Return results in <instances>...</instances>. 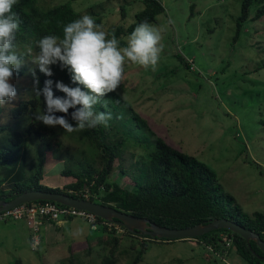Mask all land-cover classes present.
Segmentation results:
<instances>
[{
    "label": "rangeland",
    "instance_id": "1",
    "mask_svg": "<svg viewBox=\"0 0 264 264\" xmlns=\"http://www.w3.org/2000/svg\"><path fill=\"white\" fill-rule=\"evenodd\" d=\"M156 1L162 13L150 24L161 32L160 60L154 71L126 62L124 79L115 91L146 122V132L132 131L134 142L143 147L155 138L163 140L210 168L222 191L234 199L243 214L264 212V15L252 21L255 8L250 7L247 19L236 32L241 0ZM37 3L40 8L68 3L79 18L92 12L100 17L98 24L105 32L112 26H128L134 21L133 15L143 8L140 2L132 0H37ZM127 37L122 39L123 46ZM26 52L35 56L29 50ZM27 65L34 66L32 61ZM51 68L53 76L49 78L65 83L56 67ZM39 100L45 107L43 98ZM37 112H42V106L33 110L32 115ZM26 124L8 118L2 105L3 134L14 128L23 132ZM45 127L53 132L52 147L58 154H46L43 185L60 188L73 181L59 174L64 158L77 161L86 158L94 168L98 167L87 145L72 135L76 131ZM27 140L33 142H27L26 156L34 158L31 164L35 166L43 143L33 136ZM129 143L132 140H128L129 148L108 177L110 182L124 188L130 185L123 183L119 168L128 171L137 167L142 153ZM31 164L27 163L29 168ZM46 225V230L45 225L40 228V243L32 250L23 221H0V264H13L14 260L20 264L99 262L103 254L97 243L100 230L90 231L87 223L77 218L57 229L54 224ZM113 233L119 239L115 264H129L143 239L140 235L128 236L122 230ZM138 264L244 263L232 248L219 256L195 241H170L146 243Z\"/></svg>",
    "mask_w": 264,
    "mask_h": 264
},
{
    "label": "trees",
    "instance_id": "2",
    "mask_svg": "<svg viewBox=\"0 0 264 264\" xmlns=\"http://www.w3.org/2000/svg\"><path fill=\"white\" fill-rule=\"evenodd\" d=\"M132 1L140 2L143 6L133 15L134 21L126 27L118 25L106 30L109 38L112 33L115 34L121 47H123V37L129 36L140 22L147 20L153 23L155 17L162 13V7L156 0ZM250 7L255 8L252 21L264 15V0H241L240 14L235 22L236 32L239 31L241 23L247 19ZM12 11L20 22L13 42V51L21 58L23 65L11 80L17 89V97L3 105L8 118L18 120V124L19 122L27 124L23 132L14 128L3 134V129H0V200L8 201L29 190L61 193L111 207L126 215L143 218L157 226L170 229L188 228L214 219H227L256 233L264 242V212L243 214L234 199L222 191L215 173L205 164L171 148L159 138L144 143L143 147L134 142L132 131L146 132L148 130L146 122L115 92L107 94L94 106L96 112L111 113L112 119L108 127L98 125L95 128L76 130L74 134L72 132L77 141L86 144L91 150L98 167L94 168L86 158L83 161L73 160L71 157L64 158L63 168L59 174L70 177L73 181L60 188L43 185V163L46 154L52 156L58 153L52 147L54 143L52 130L41 125L32 115V111L38 106H42V112L45 108L39 100L40 97L32 91L34 79L32 72L35 71L39 78L40 88H43L44 81L50 78L40 73L35 65L29 66L27 63L33 61L39 52L36 44L38 39L45 35H62L63 26L78 19L79 16L68 3L40 8L37 0H18ZM90 15L96 17L95 22L98 24L100 17L92 12ZM26 50L35 56L32 57ZM54 66L66 85L78 86L72 84L67 69L62 70L58 64ZM53 92L55 96H65L55 88V84ZM1 107L2 105L0 110ZM56 115L64 114L56 113ZM30 136L43 143L35 166L31 164L34 163V158L29 159L26 156L27 138ZM128 140H132V143H129L132 148H138L142 153L139 154L137 167H132L128 171L119 168L123 183L130 185L124 188L118 183L110 182L108 177L121 154L129 148ZM30 142L33 141H29L28 144ZM28 162L31 164L30 168ZM24 174L27 176L24 177ZM101 222L104 221L96 218L95 223L87 224L90 231L100 230L101 233L97 243L101 246L103 254L96 264H115L119 239L112 229L108 230ZM120 229L128 236L138 237L137 234ZM222 236L230 238L228 247H225L221 240ZM139 237L143 240L138 243V249L129 264H138L141 261L146 243L170 242L165 239ZM182 241H195L219 256H223L229 248H232L244 264H264L260 260L262 253L253 242H245L241 237L227 230L219 229L192 240ZM132 248L133 246L128 248V251ZM13 264L20 262L14 260Z\"/></svg>",
    "mask_w": 264,
    "mask_h": 264
},
{
    "label": "clouds",
    "instance_id": "3",
    "mask_svg": "<svg viewBox=\"0 0 264 264\" xmlns=\"http://www.w3.org/2000/svg\"><path fill=\"white\" fill-rule=\"evenodd\" d=\"M17 3L18 0H0V105L16 99L17 89L11 80L23 65L13 51L20 24L12 11ZM161 39L160 30L145 20L127 37L126 46L121 47L114 33L109 38L103 26L87 14L64 25L62 35H45L38 39L39 52L32 62L39 72L51 77V66L58 64L62 70L67 69L72 84L78 86L56 81L55 88L65 96H55L54 81L46 79L40 88L39 78L33 71L32 91L42 97L45 104L43 112L33 114L34 119L67 132L98 125L108 127L111 113L96 112L94 106L119 88L126 62L154 71L162 52Z\"/></svg>",
    "mask_w": 264,
    "mask_h": 264
},
{
    "label": "water",
    "instance_id": "4",
    "mask_svg": "<svg viewBox=\"0 0 264 264\" xmlns=\"http://www.w3.org/2000/svg\"><path fill=\"white\" fill-rule=\"evenodd\" d=\"M36 201H47L77 210L86 211L101 220L113 223L114 225L123 228L129 233L146 236L152 239H165L168 241L192 240L215 230H227L230 233L238 235L245 242H253L262 253L260 260L264 262V242L258 237V235L227 219H214L188 228L170 229L157 226L143 218L126 215L111 207L103 206L86 199L72 198L61 193L39 190L24 191L8 201L0 200V212L18 205Z\"/></svg>",
    "mask_w": 264,
    "mask_h": 264
},
{
    "label": "built area",
    "instance_id": "5",
    "mask_svg": "<svg viewBox=\"0 0 264 264\" xmlns=\"http://www.w3.org/2000/svg\"><path fill=\"white\" fill-rule=\"evenodd\" d=\"M27 204L28 205H18L0 212V221H23L28 229V241L32 250H36L40 243L39 230L44 224H58L73 218H78L87 224H93L97 218L86 211L52 202L41 201ZM101 224L106 226L108 230L112 229L115 233L122 230L120 229L121 227L107 221L101 222ZM221 240L226 247L230 245V238L222 236ZM33 245H35V247H33Z\"/></svg>",
    "mask_w": 264,
    "mask_h": 264
},
{
    "label": "crops",
    "instance_id": "6",
    "mask_svg": "<svg viewBox=\"0 0 264 264\" xmlns=\"http://www.w3.org/2000/svg\"><path fill=\"white\" fill-rule=\"evenodd\" d=\"M78 219V218H77ZM70 222V220H65V221H63V222H60V223H58V224H54L55 225V227H56V229L58 228V227H62V226H64V225H66V224H68ZM45 226L43 227L45 230L47 229V225L46 224H44Z\"/></svg>",
    "mask_w": 264,
    "mask_h": 264
}]
</instances>
